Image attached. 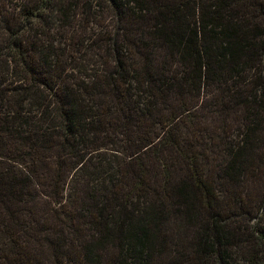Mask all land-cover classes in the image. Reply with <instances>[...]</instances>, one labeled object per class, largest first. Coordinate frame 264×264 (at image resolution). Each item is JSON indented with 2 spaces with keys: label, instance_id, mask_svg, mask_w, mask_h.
<instances>
[{
  "label": "trees",
  "instance_id": "1",
  "mask_svg": "<svg viewBox=\"0 0 264 264\" xmlns=\"http://www.w3.org/2000/svg\"><path fill=\"white\" fill-rule=\"evenodd\" d=\"M0 264H264V0H0Z\"/></svg>",
  "mask_w": 264,
  "mask_h": 264
}]
</instances>
